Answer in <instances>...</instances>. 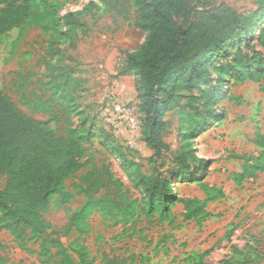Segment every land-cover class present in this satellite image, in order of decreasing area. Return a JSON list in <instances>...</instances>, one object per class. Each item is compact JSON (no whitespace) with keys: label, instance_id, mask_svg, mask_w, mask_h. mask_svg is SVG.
I'll list each match as a JSON object with an SVG mask.
<instances>
[{"label":"rangeland","instance_id":"374dc122","mask_svg":"<svg viewBox=\"0 0 264 264\" xmlns=\"http://www.w3.org/2000/svg\"><path fill=\"white\" fill-rule=\"evenodd\" d=\"M54 1L59 3L61 16L69 11H82L86 32L80 29L78 34L69 35L65 21L61 22L60 31L55 32L44 20L27 23L0 36V89L25 114L66 134V101L44 90L37 73L47 58L55 72L77 77L73 106L92 132L84 148L96 156L100 165L108 164L131 197L142 204L146 196L136 186L133 169L139 165L144 173L152 174L154 165L148 159L154 151L142 139L139 76L126 70L127 53L140 49L148 35L136 25L135 1ZM222 1L239 11L255 8V0H209ZM52 35L58 38L54 58L48 53ZM240 46L246 52L264 54L256 37L248 43L236 44L235 48ZM229 63L230 57L223 56L212 61L211 67L218 69ZM212 76L208 86L221 85L214 105L216 114H211L210 121L192 138L198 155L208 159L209 164L203 178L174 179L173 185L179 199L206 198L201 180L222 188L225 196L208 203L211 215L202 221H186L182 203L174 206L171 222L161 220L158 215L142 214L134 224L124 225L115 216L95 211L89 218L91 231L84 236L95 258L93 264H105V255L128 258V264H264V172L242 183L233 178L243 166V161L234 154L258 156L262 151L255 141L259 133L264 135V78L239 81L229 69L212 70ZM195 94L198 91L193 93L180 85L175 102L165 116L169 125L164 139L172 151L179 149L183 135L191 130V116L197 108L204 116L208 113L192 98ZM118 102L138 116L139 129L118 125L114 114ZM101 129L110 132L122 146L129 147L130 163L124 162L107 145ZM171 158L167 154L165 160L169 162ZM78 178L79 175L68 179L66 188L71 190ZM4 184L5 179H0V187ZM82 202V196H76L66 205L54 200L45 217L60 229ZM69 236L75 239L78 232L71 230ZM58 239L65 237L51 234L50 238L39 239L27 231L26 243L20 244L9 230L0 229V256L6 257L8 264H59Z\"/></svg>","mask_w":264,"mask_h":264},{"label":"trees","instance_id":"16d2710c","mask_svg":"<svg viewBox=\"0 0 264 264\" xmlns=\"http://www.w3.org/2000/svg\"><path fill=\"white\" fill-rule=\"evenodd\" d=\"M134 1L138 11L136 25L148 35L140 49L127 53L126 70L139 76L142 139L154 151L148 159L154 165L152 174L144 173L139 165L133 169L136 186L146 196L144 203L133 199L111 167L106 163L100 165L96 156L84 148L92 132L73 106L77 77L55 72L47 58L37 73L44 90L66 101V134L25 114L0 89V179H5L0 187V229L9 230L20 244L26 243L27 231L39 239L50 238L51 234L64 236V240L56 241L61 251L59 264L94 263L84 236L91 231L89 218L95 211L115 216L124 225L134 224L142 214L158 215L161 220L171 222L174 206L182 203L186 221L208 218L211 215L208 203L223 198V189L201 180L206 198L179 199L173 180L201 179L209 164L208 159L198 155L192 138L210 121V115L216 114L214 105L221 85L208 86L213 79L212 70L229 69L239 81L264 78V54L246 52L241 46L235 48L236 44L248 43L256 37L264 51V0H255V8L250 11H239L226 1ZM58 9L59 3L54 0H0V36L27 23L44 20L55 32L60 31L62 21L69 35L78 34L80 29L86 32L82 11H69L61 16ZM57 41L55 35L49 38L48 53L52 58L58 50ZM223 56L230 57L229 65L212 68V61ZM180 85L193 93L198 91L192 98L208 113L204 116L197 108L191 116V130L183 135L179 149L172 151L164 139L169 125L165 116ZM101 132L107 145L130 163L129 147L116 142L106 129ZM257 137L255 142L262 148L260 155L234 154L243 161L241 171L233 175L237 183L264 172V135L259 133ZM167 154L172 157L169 162L165 160ZM78 175V181L68 190L66 181ZM76 196H82L83 202L70 213L67 224L56 229L45 213L54 200L66 205ZM71 230L78 232L77 238L70 239ZM104 261L128 264V258L119 255H105ZM7 262L6 257L0 256V264Z\"/></svg>","mask_w":264,"mask_h":264},{"label":"built area","instance_id":"2783aa9c","mask_svg":"<svg viewBox=\"0 0 264 264\" xmlns=\"http://www.w3.org/2000/svg\"><path fill=\"white\" fill-rule=\"evenodd\" d=\"M114 114L118 125H125L132 130L140 128L138 116L128 109L124 103L118 102L114 105Z\"/></svg>","mask_w":264,"mask_h":264}]
</instances>
